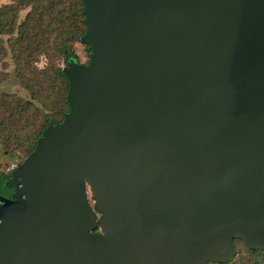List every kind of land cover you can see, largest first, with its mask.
Returning <instances> with one entry per match:
<instances>
[{
    "label": "water",
    "instance_id": "95a60500",
    "mask_svg": "<svg viewBox=\"0 0 264 264\" xmlns=\"http://www.w3.org/2000/svg\"><path fill=\"white\" fill-rule=\"evenodd\" d=\"M83 2L90 58L0 195V264L264 250V0Z\"/></svg>",
    "mask_w": 264,
    "mask_h": 264
},
{
    "label": "trees",
    "instance_id": "16d2710c",
    "mask_svg": "<svg viewBox=\"0 0 264 264\" xmlns=\"http://www.w3.org/2000/svg\"><path fill=\"white\" fill-rule=\"evenodd\" d=\"M86 31L83 0H10L0 7V63L9 66L11 60L13 78L32 98L25 101L0 89V139L6 148L17 144L29 157L44 130L70 111L64 66L79 61L76 44L91 52L82 42ZM2 77L0 73V85ZM240 243L246 251L239 256ZM235 246L238 256L222 264H248L246 255L264 258V250L251 249L242 240H235Z\"/></svg>",
    "mask_w": 264,
    "mask_h": 264
},
{
    "label": "rangeland",
    "instance_id": "374dc122",
    "mask_svg": "<svg viewBox=\"0 0 264 264\" xmlns=\"http://www.w3.org/2000/svg\"><path fill=\"white\" fill-rule=\"evenodd\" d=\"M10 0H0V7L9 4ZM26 12L21 13L22 18L25 16ZM75 51L78 55L79 62L82 64H86L89 61L90 54L84 45L82 44H76ZM9 66H5L3 63H0V73L4 74L6 76L2 77L4 80L2 81L0 85V89L2 91L11 92L16 94L18 97H21L25 101H32V98L28 91H26L24 88L21 87L17 83V81L13 78V70L14 65L12 64L11 60H9ZM43 63L41 64V66ZM64 66V65H62ZM27 155L22 151V148L19 147L17 144H14L10 148H6V141L0 139V171L6 170V168L13 162H18L19 164H22L26 159ZM90 201L92 205H94V201L91 198L90 194ZM246 249L243 247V244L240 243L239 248V256L242 254V252H245ZM247 256V263L252 264L253 262H258L264 264V258L263 257H255L254 255H246Z\"/></svg>",
    "mask_w": 264,
    "mask_h": 264
},
{
    "label": "flooded vegetation",
    "instance_id": "af4514ba",
    "mask_svg": "<svg viewBox=\"0 0 264 264\" xmlns=\"http://www.w3.org/2000/svg\"><path fill=\"white\" fill-rule=\"evenodd\" d=\"M13 171H0V195L7 199H11L16 192L15 187H10L14 183L11 181Z\"/></svg>",
    "mask_w": 264,
    "mask_h": 264
},
{
    "label": "built area",
    "instance_id": "2783aa9c",
    "mask_svg": "<svg viewBox=\"0 0 264 264\" xmlns=\"http://www.w3.org/2000/svg\"><path fill=\"white\" fill-rule=\"evenodd\" d=\"M18 166H19V163H18V162H13V163H11V164L6 168V170H7V171H13V170H15Z\"/></svg>",
    "mask_w": 264,
    "mask_h": 264
}]
</instances>
